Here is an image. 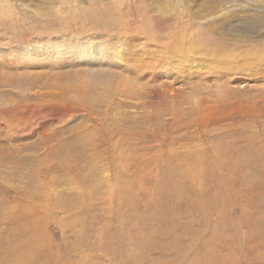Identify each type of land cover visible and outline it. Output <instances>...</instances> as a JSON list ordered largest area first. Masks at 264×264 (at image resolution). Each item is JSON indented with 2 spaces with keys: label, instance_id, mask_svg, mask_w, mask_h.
<instances>
[{
  "label": "rangeland",
  "instance_id": "1",
  "mask_svg": "<svg viewBox=\"0 0 264 264\" xmlns=\"http://www.w3.org/2000/svg\"><path fill=\"white\" fill-rule=\"evenodd\" d=\"M263 24L264 0H0V50L115 36L167 63L203 29L193 44L214 42L239 67L208 82L185 70L179 110L125 113L101 98L104 80L87 86L99 64L77 60L36 72L60 82H37V97L0 84V264H264ZM4 53L0 75L35 73ZM139 70L137 83L181 87ZM42 127L60 132L29 136Z\"/></svg>",
  "mask_w": 264,
  "mask_h": 264
},
{
  "label": "bare ground",
  "instance_id": "2",
  "mask_svg": "<svg viewBox=\"0 0 264 264\" xmlns=\"http://www.w3.org/2000/svg\"><path fill=\"white\" fill-rule=\"evenodd\" d=\"M150 31L155 32V30H150ZM190 32L191 31H188V33ZM197 33L198 32L196 31L193 38L186 40L187 42L185 45L181 44L179 46L180 50L186 49L187 51L186 56L185 57L182 56L181 53H177V51H175V49L172 48L174 54L173 57L168 59L169 62L167 63L152 61L154 56L157 55L155 53L146 54V59L144 58L145 59L144 60L143 56L139 54L137 49H130V48H135L133 44L135 45V43H137L136 40L133 39V41L131 40L125 41V40H120L118 39V37L115 36H113L112 40L101 38L95 41L84 40V41H80L77 44L73 43L72 39H69L68 45L67 44L59 45V44L51 43L50 45L47 46L37 45L31 47H23L18 45L14 47L12 50L1 49L0 50L1 60L4 57L2 55V52L5 51L4 55H6L7 57H11V59L14 58V61L17 62V64H15L16 68L24 69L27 71H33L35 73H19V72L15 74L6 73L5 75H0V84L6 85L7 87L12 89H16L20 84L26 85L28 86L27 90L32 91V89L38 87L37 85L38 82L39 84L41 83L46 84L45 87L51 89L53 86H55L56 83H60V82H58L54 77L53 79H48L36 72H39V70L40 71L48 70L51 67L57 68L63 62L66 63L69 61L77 60L79 62L99 64L100 69L98 72L91 73L90 69H87V74H86L87 86H89L91 83L95 85L96 83L104 80L103 84L99 85L101 94L103 95L101 98L104 100L108 98L110 101L112 99L115 104L116 103L118 104L117 109H121L125 113H130V112L134 113L135 111L131 109L132 106L135 107L137 104L142 105L143 103H145V101H147L149 104L151 103L150 105H154L155 107H156L155 102L157 103L159 101L161 102L158 104H161L162 102H164V104L172 103L173 108L175 110H179L181 109L180 107L182 106L185 99H187L190 96V93H187L186 91L193 90V86H191L190 84L183 85V82H190L189 78L183 77V72L185 70L194 66H195L194 68L195 70L204 68L205 69L204 71H196L199 80L208 82V77L210 74V76L214 79H217V81H223L227 79V76L229 75L228 70H230V66L236 63V62H232L230 59L226 60L230 52L225 54L222 51H218L216 43L214 42H209L208 44H202V43L193 44L192 42L193 40H198L201 42L205 40V37L203 35V33L205 34V32L203 31V29L199 31V35ZM149 35H151L150 32L148 36ZM150 38L151 37H149V39ZM161 42H162V47L159 49V53H161L163 51L162 49L166 47V43L164 41ZM148 43L150 42L148 41ZM145 50L147 51V49ZM212 54L213 56L212 58H210ZM134 57H135V63L138 64H135L134 62L130 61ZM28 59H31V63L29 64L32 65V67H28V66L25 67L24 63H22L25 62V64H27L29 62ZM7 63L9 64V62ZM255 63H259V61L255 60ZM19 64L22 65L17 66ZM146 67H149L150 69L154 68V72L153 73L151 72L154 78L157 77V73H158V76L164 77V79L166 78L167 80L176 81L175 84L176 85L180 84L181 87L177 86V88H171V89H168L167 87L166 90L160 92L159 87H152V86L149 87L142 85L139 82L137 83V81L134 80L136 79L135 75L141 72L139 69H143V68L145 69ZM248 67L249 66L246 63V69ZM127 68L135 69V72L132 76H128L126 73H124V71ZM238 68H239L238 66L232 65L231 66L232 73L233 74L237 73ZM36 69L38 71H35ZM156 69L158 70L157 72L155 71ZM170 72L175 73L177 77H172V74H170ZM109 77H112L113 79H115V81L109 83V79H110ZM71 81L74 82L77 81L75 75L66 78V83ZM244 81L245 80L241 78H236L234 80V82H236L235 83L236 86H239L240 83ZM229 84H231V82H229ZM219 85L221 86L224 84H217V86ZM40 89L41 88L38 87L35 91H32L29 94H31L34 97H37V93L39 92ZM159 96L161 97L162 100H160ZM121 102H123L124 106L120 105ZM259 107L261 106L257 104V106H255V109L259 110L260 109ZM213 113L215 112H211L207 115L208 122H212L216 120L215 117L216 113L215 114ZM19 123L20 125H18L19 127L17 126L18 127L17 129L15 128V131L21 134L24 129V125H23L24 123H21L20 121ZM49 124L50 123H45L44 125L48 126ZM209 126L210 124L205 125L206 128H208ZM52 128L53 129H51L50 127V129L44 130L42 127L41 131L40 129L38 131L36 130L35 134L32 135V133H30L29 136L32 137L39 136L40 138L42 137L44 138L47 132H49L50 130H53V132H55L56 134L60 132V127H56V128L52 127ZM216 130L208 129V132L211 134L212 137H214L216 136V134L214 133ZM29 136H26L25 138Z\"/></svg>",
  "mask_w": 264,
  "mask_h": 264
}]
</instances>
